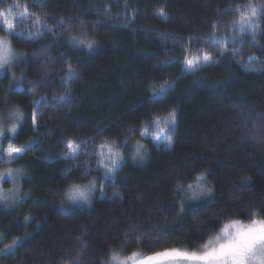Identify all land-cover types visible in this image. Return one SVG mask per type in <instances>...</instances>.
I'll list each match as a JSON object with an SVG mask.
<instances>
[{"label":"trees","instance_id":"obj_1","mask_svg":"<svg viewBox=\"0 0 264 264\" xmlns=\"http://www.w3.org/2000/svg\"><path fill=\"white\" fill-rule=\"evenodd\" d=\"M247 2L0 0L20 34L9 36L17 62L0 73V120L16 110L24 116L3 148L28 146L14 161L0 159L26 177L23 200L12 210L0 206L9 244L24 237L0 264H71L78 254L83 264H102L112 252L198 250L226 220L247 223L252 210L264 209V18L254 43L244 36L241 45L233 27L236 6ZM25 7L28 15L18 16ZM0 35H9L2 25ZM79 39L95 43L89 49ZM205 52L210 66L192 72L184 64ZM14 83L21 87L9 93ZM173 109L177 123L165 125ZM157 116L171 148L151 139ZM105 140L123 157L108 177L96 155ZM69 141L81 145L76 159L64 157ZM135 141L145 146L143 159L131 155ZM201 173L212 198L178 215L176 185ZM92 177L105 184L103 195L61 211L66 190Z\"/></svg>","mask_w":264,"mask_h":264},{"label":"snow or ice","instance_id":"obj_2","mask_svg":"<svg viewBox=\"0 0 264 264\" xmlns=\"http://www.w3.org/2000/svg\"><path fill=\"white\" fill-rule=\"evenodd\" d=\"M17 8L21 6L16 5ZM127 7V5H126ZM107 11V9H105ZM235 11L239 13L238 17L233 21V27L240 34L241 45L244 43V36H249L251 41L254 43L257 38L258 29L260 28V21L264 18V0H259L258 4L253 3V0H248L246 4L237 5ZM28 15L27 7L18 16L26 17ZM160 15H164L161 11ZM71 20L78 19L76 17L69 18ZM39 19L36 20V24L39 25ZM0 25H2V30L8 33L4 37H0V70L5 73L7 69L13 66V60L15 59V53H13L11 48V40L9 36H19V33L14 31V18L11 8L0 9ZM60 26H64V21H60ZM48 32H52L53 29L44 25ZM213 27H218L213 25ZM43 32H38L37 37L43 36ZM229 38H225L227 40ZM236 37H232L231 40L234 42ZM72 40L76 41V37H72ZM224 40L213 39L214 44H223ZM80 45H85L87 48L91 49L95 41L84 39H79L77 41ZM223 51V49H222ZM250 59H256L252 57ZM212 56L205 52L201 57H188L185 56L184 64L192 72L197 71L200 67L210 66L214 63ZM68 71L72 72L71 65L68 66ZM15 81V77H13ZM21 87L20 84L14 83L9 86V93H11L15 88ZM35 87V86H33ZM163 91V88H161ZM46 99V98H45ZM63 99V97H61ZM42 102V101H41ZM38 112H33L32 114V125L33 128L37 126V116ZM15 123L8 129H5L3 123L0 122V152L9 159H15L19 157L23 151L27 150V145L21 148H15L10 146L5 149L3 148V140L9 139L11 141L12 136L18 134L17 124L22 122L24 119L23 113L16 110L10 114ZM176 110L173 109L164 118L165 125H175L176 120ZM161 118L159 116L154 117L152 123L155 124L157 132L153 136V140L160 141L161 134L163 133V140L167 143L164 144L165 147L171 148L173 140L171 135L166 133V127H161ZM11 134V136L9 135ZM147 134V127H145L140 135L144 137ZM31 143V142H29ZM67 152L64 153V157H70L73 159L77 158L78 150L81 148L80 144H75L69 141L66 145ZM85 155H90V153H85ZM96 155L99 159V167L105 169L104 176L108 177L109 173L115 172L119 167L122 166V153L118 146H116L115 141L109 142L105 140L99 145V151ZM146 155V149L143 144L137 141L136 154L133 159L139 157L143 159ZM3 159V157H0ZM110 160V164L104 163L105 160ZM22 170L20 169H7L6 175L0 173V180H5L8 177L16 179L15 174H19ZM88 171L87 169L85 170ZM205 179V174L201 173L196 177V186L189 184L186 186L188 193L181 202L179 207L178 215H183L185 202L198 200L205 197H212L214 189L210 186H205L201 181ZM97 187L95 181H91L88 184L81 186L79 184H73L71 190L67 193V199L73 203V205L78 203L91 204V195L93 190ZM100 192L103 195L104 183H100ZM177 189L184 191L185 186L183 184H177ZM118 195V194H114ZM6 203V201L4 202ZM0 206H3L0 204ZM264 209H254L251 212V219L247 223H242L240 220L231 219L226 220L223 226L219 229V232L208 239V241L203 244V246L198 249H188V248H166L162 251H156L152 254L141 256L139 253H132L131 256L121 257L119 252H112L108 261L102 262V264H264ZM25 221L30 220V217H25ZM146 233H141L137 240H141ZM162 235L167 236L168 232H164ZM24 237H17L12 241L10 245H6L4 248H0V256H8L13 253L14 250L21 246ZM2 242V241H0ZM86 250V246H85ZM71 264H83V261L79 258V254L73 258Z\"/></svg>","mask_w":264,"mask_h":264},{"label":"rangeland","instance_id":"obj_3","mask_svg":"<svg viewBox=\"0 0 264 264\" xmlns=\"http://www.w3.org/2000/svg\"><path fill=\"white\" fill-rule=\"evenodd\" d=\"M0 37H4V35H0ZM12 51H13V49H12ZM13 53H14V51H13ZM16 62H17V60L15 61V59H14L13 60V65ZM2 72H3V70H0V73H2ZM12 120H14V118L11 115H9L8 117H3V119L0 120V122H2L3 126L5 127V129H7L8 128L7 127L8 123L10 121H12ZM15 122L16 121H13L12 123H10L9 128ZM163 136H164V134L162 133L160 141L153 140V136H152L151 139L154 142H156V143H160V142L166 143V141L163 140ZM144 137H146V136H144ZM7 148H5V149H7ZM136 149H137V141L132 143V148H131L132 151L130 150L131 151V155L134 156L136 154ZM0 157H3V159L4 158L7 159L6 161H14V159H9L8 157L4 156L2 152H0ZM7 169H13V170L20 169V170H22L20 165L2 166V167H0V173L6 175V170ZM15 175H16V179L15 180H13V178H11V177H8L5 180H0V204H2L3 207L8 209V210L14 209L23 200L24 195L26 194L25 191H24V187H23V180L26 178L23 175V170L19 174H15ZM91 181H95L96 184H97V187L93 190L92 195H91V200H92L94 197L101 195V192H100V189H99L98 183H97V177H92L89 180H87V181H85V182H83L81 184L79 183V185L84 186V185L88 184ZM201 183L205 184V186H210L211 187V185L207 181L206 177H205V179H203L201 181ZM189 184H191V185H193V187H195L196 186V179H195V181H193L192 183H189ZM189 184H187V185H189ZM187 185H184L185 186V190L184 191H181V190L178 189V193H179L178 206L181 204V202L183 201V199H184V197L186 195H190V193H188L187 188H186ZM71 188H72V185L66 190L64 201H63V204L60 206V210L61 211H69L73 207H87V206H89V205L83 204V203H78V204L73 205V203L67 199V193L71 190ZM211 198L212 197H210V198L205 197V198H201V199H198V200L187 201V202H185L184 209L187 206H190V205H196V204H200V203L206 202V201L210 200ZM5 201H6V203H4ZM0 241H2V242H0V248H4L6 245H10L9 244V239L6 236V233L4 231H2V230H0ZM131 255L121 256V257H128V256H131ZM129 264H130V262H129Z\"/></svg>","mask_w":264,"mask_h":264}]
</instances>
